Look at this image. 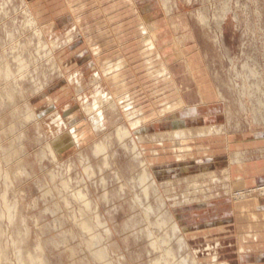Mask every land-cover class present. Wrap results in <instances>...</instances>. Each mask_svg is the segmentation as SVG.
Instances as JSON below:
<instances>
[{"label": "rangeland", "instance_id": "374dc122", "mask_svg": "<svg viewBox=\"0 0 264 264\" xmlns=\"http://www.w3.org/2000/svg\"><path fill=\"white\" fill-rule=\"evenodd\" d=\"M160 1L156 0L158 7H161V11L164 12L168 34L174 42L179 39L180 35L188 37L185 44L187 58L191 56L197 60L196 68L200 69L203 76L208 75L210 77L207 84H213L215 88L223 90L229 104L228 108L231 111L227 110L231 122L228 125L230 119L223 107L212 114H200L199 116L201 118L205 116L208 119L205 120L206 124L208 123L210 126H220L227 123L226 127L230 128L228 134L231 137L241 136V143L238 144L235 143V139L232 137L230 147L232 152L235 149L250 151L245 154H248L249 165L255 166V168L250 167L253 172L257 169V165L264 164V158L260 156L261 153H257L258 149H264V112L260 114L261 116L259 114L257 116L253 112L254 104L252 105L247 99L246 109L242 110L239 102L240 98L237 93L235 94L236 91L230 89L229 85L232 80L231 73L234 74V69L241 68L249 56L252 59L251 61L257 62L258 66L264 71V0H170L174 8L180 5V8L176 11L168 10L170 14L163 11L164 6ZM62 2L61 0H0V66H4L3 62L8 61L13 69L12 71L17 74V58L20 54L31 67L24 75H20V79L23 78L21 82L18 80L21 84L19 82L15 83L16 81L13 80L5 81L3 79L2 82L0 81V264H27L26 260L28 258L33 260L34 264H152V262L163 257L162 255L165 257L168 248L176 256H174L175 258L171 257V263H178L177 260L180 262L186 257L192 260L194 253L190 248L187 247L184 251H179L176 241L171 239L170 236L171 240H169L166 226L160 227L162 232L159 230V226H156V223L162 222L164 212L172 213L173 202L172 198L169 199L170 195L179 198L183 196L186 187H167L165 184V188H162L161 184H164L165 180L153 177L157 183V188H151L152 191L150 190L148 197L143 194V189L139 183L141 172H143L142 163L132 151L125 150L115 136L116 126L127 124L124 117L121 115L122 118L119 115H116L113 119H109V117V121L108 119L106 121L104 133L102 132L99 136L91 135L88 141L79 148L70 147L61 155H57L56 160L53 158L48 147L49 144H53L52 139L55 140V137L61 131H58L57 126L53 125L51 113L59 109L64 111L71 104V107L77 108L75 113H78L81 122L91 123L89 117L81 113L80 102L75 101L76 93L74 92L77 86H73V93L71 91V95L68 97L63 94L58 96L59 87L62 83H65L66 79L75 77V74L80 70L87 84L85 85V94L88 93L87 95L93 96V89L90 88L88 78V71L90 70L87 68L90 62L88 57L94 58L92 57V47L94 45L105 43L104 39L100 41L97 38L94 41L92 39V37L97 36V31L93 32L90 29L96 22L91 20L90 16L91 11L95 10L96 7L93 0L83 1L82 3L69 1L70 5L66 0H62ZM57 4H63L65 8L60 11L57 7L53 8ZM124 5L126 4L124 3ZM129 7L132 12L134 8ZM72 8L79 11V15H81V10H84V8L87 10H84L86 16L82 17V22L77 24L80 31H78L79 38L71 47L66 48L57 55L63 62L62 65L65 66L62 67L59 64L63 68V72L60 69L53 68L51 64L45 61V64L39 61L41 64H38L36 60L35 64L39 65L36 67V65H33L35 60H31L29 57L31 52L36 59L38 58L37 46L39 41L35 35L36 26H40L42 33L45 31L42 36L45 38H43L44 43L53 42L56 36H60L62 39L60 42H64L67 33L71 31L74 24L73 18L69 16L73 13L71 12ZM225 10H229V13L226 14ZM199 11L203 12L210 21V28L203 29L199 25V21H197ZM59 12L62 13L59 14ZM133 13L137 16L135 21L137 24L132 22L127 25H131V29L137 31V34L134 35L135 40L138 39V42H142L140 32L138 33L141 28L139 21L141 17L135 11ZM38 14L41 16L39 20ZM169 15L172 17L170 18ZM160 20L161 22L164 21ZM35 21L37 22L36 26ZM169 21L172 23L174 21L176 24L172 25ZM53 23L57 27V32L54 34L55 36H50L46 26ZM120 26H123V29L125 28L123 24H120ZM173 26L177 30L180 27L179 33L172 29ZM220 28L223 35L221 38L222 47H219V44H214ZM131 41H134L133 37ZM25 45H28L29 49L27 48L25 52L21 51V48ZM115 46L116 44H114V48ZM136 47L138 49L128 56L129 69L122 71V74L127 78V85L130 86L129 90L134 96L136 107L143 108L148 120H155V110L158 111L159 117L161 115L171 117L172 112L162 113V110L165 109L163 105L167 102H161L160 97L154 98L152 96L154 82L143 80L146 72H144L141 65L145 60L144 62L142 60L144 56L137 57L141 52L139 43ZM114 48L109 50L112 54L115 51ZM102 50V63L107 62L108 59L113 60L114 63L118 61L117 57L115 58L116 55L113 59L108 56L111 55L110 52L108 53L104 48ZM123 51V58L127 61L124 54L126 50ZM153 57H156L155 60H159L157 55ZM250 64L253 63L250 62ZM175 66L176 64L172 63V73L177 79L179 88H183L182 95L187 102L186 105L192 108L196 106L204 108L196 88V85L201 82L196 80L195 75L188 74L185 71V65L178 64ZM33 69H36L35 72ZM61 75L62 78H60ZM36 84L42 86L40 92L55 95L57 103L53 107L56 110H51L53 107L39 99L40 97L34 89ZM21 85L23 89H20ZM140 86H142V91ZM10 89L12 90L10 91ZM7 91L10 93L9 95L13 94L15 96L16 94L17 97L12 95L15 99L13 97L9 99ZM168 91L166 95L171 96ZM26 100L28 102L31 100L32 105L35 107L36 114L40 119L38 123L36 121L38 125L34 123L35 121L27 123L24 120ZM218 108L219 106L216 105L212 109ZM19 111L24 113H19ZM197 126L200 125L194 124V127ZM62 131L64 135L68 133L67 130L63 129ZM224 140L216 138L206 141V143L198 142L199 146L207 149L209 156L207 157L195 151L194 157L197 158L198 164L191 168L190 173L192 175L198 174V169L204 166L211 167V171L223 170L230 159L229 153L231 152L229 144ZM102 142H105L106 146L108 145L109 154L111 153V155L108 154L110 163L108 167L103 166L101 157L92 154L96 143ZM156 148L160 152V148L153 145L143 148L148 159L152 158ZM169 149L168 144V148L160 152L161 160L155 162L154 167L161 172L163 165L166 166V173H169L167 178H172L176 182L185 174L182 175V172H177L178 168L174 166L175 162L171 158L172 155ZM82 150L84 151L82 152ZM210 156L213 158H210ZM205 157L207 158L205 159ZM111 159L112 161H110ZM131 159H133L132 162ZM104 178L106 182H103ZM247 179L248 182H253L247 186V190L264 187V170H256ZM149 185L150 183H148ZM208 186L209 184L206 183L205 187ZM234 186H236V191L238 189L242 190L237 182L234 183ZM162 201L165 202V206L164 208L161 207L159 212L158 208ZM140 203H144V205ZM232 204L233 202L230 200L220 201L213 203L203 213H200L202 209H196L195 207L188 208L180 213L179 216L182 222L192 229V235L194 233L198 235L197 242H190L191 247L198 249V251L202 249L207 251L209 243L217 244L216 242H218L223 245V248L217 253L215 251L212 253L208 251L204 255L200 253L201 264H220L221 261L230 264H247L246 261H240L238 257L237 240L245 234L246 230L244 229L249 227L250 212L251 214L255 213L257 216L262 214L259 222L262 228L253 229V234L264 233V206L255 207L251 204V208L246 209L247 212L244 215L241 206ZM151 205L154 212L148 211V215H146L143 208L151 207ZM244 208L248 207L245 206ZM220 226L228 230L227 236L219 232ZM146 233H152V238H156V240H168V247H161V252L152 250L150 245V239L152 238L144 236ZM209 233H213V236L209 237ZM92 235L96 236V239L94 245L89 246ZM217 239L219 241H216ZM101 252L103 258L99 257ZM216 256L217 262L218 260L219 262L212 263L210 257Z\"/></svg>", "mask_w": 264, "mask_h": 264}, {"label": "bare ground", "instance_id": "6f19581e", "mask_svg": "<svg viewBox=\"0 0 264 264\" xmlns=\"http://www.w3.org/2000/svg\"><path fill=\"white\" fill-rule=\"evenodd\" d=\"M66 1L69 2L70 0H66ZM70 2H69V5H70ZM157 2L156 0H125V4L128 6H132L134 8L133 11H135L137 15L141 17L139 19L141 28L138 31V33L140 32L139 33L141 36L140 39L143 41L138 42L140 45V50H141V52L138 55V58H141L144 56L142 60L143 62L145 60V62L141 65L142 68L144 69V72H146L145 76L143 77V80H148V82L150 81L152 83L154 82L153 87H152L153 88L152 96H154V98L160 97L161 102H165V101L167 102L163 105L165 106V109L162 110V113L172 112L173 115L171 117H165L163 115L159 117L158 111L155 110V112L153 111L155 115V120L154 119L148 120V117H146V113L144 112L143 108L139 109L140 107L139 108L136 107L137 105H136V102L134 101V96L129 90L130 86L127 85V80H126L127 78L122 74L123 70L129 69V67L126 68V65H125L126 59L122 57L123 61L118 60L115 63L113 60L108 59L107 62L102 63L101 54L103 53L102 52L103 48H101L100 44L94 45L92 47V55H93L92 57L94 58L91 59L90 57H88L90 59L89 66L87 67L90 69L88 71V76H89L88 78L90 81V84H89L90 88L92 87L91 89H93V96L90 94L87 95L88 93L85 94V89H86L85 85L87 84H86L85 77L83 76L80 70H78V72L76 71L77 73L75 74V77L69 78L68 80L66 79L65 83L61 84V86L59 87L60 89L58 93V96L60 94H63L65 95V97H68L69 95H71L73 86L76 85L77 88H76V91L74 92L76 93L75 101L80 102L79 108L81 109V113H84L86 116L89 117V121H91L90 124L87 121L83 120L85 122L83 123L79 120L78 113H75L77 108L71 107L70 106L71 104L67 106L64 111H61L60 109L59 110L54 109L53 106L55 103H57L55 95L52 93L50 95H47L43 92H40L42 90L41 88L42 86L40 84H36L34 86V89H36V92H37L36 94H38V97H40L39 98L40 100H42L44 103H47V105H49L50 107H53L51 108V110L53 109L56 110V112L51 111V112H54V113H51L52 114L51 116L53 117V125L57 126L58 131H61V132L55 137V140H53L54 138L52 139V141L54 142L53 144H49V147H48L55 160L57 158V155H61V153L64 152L66 149L70 147L79 148L81 145L85 144L91 135L99 136L100 134H102V132L104 133V130L106 128V121L109 117H110L109 119L111 118L113 119L116 115L117 116L121 115L122 117L125 118L127 124H120L116 126L117 129L115 131V136H116L117 141L120 143V145H122V147L125 150L127 151L130 150L135 155H137L138 159L142 163L141 168H143V172L139 171L142 173L141 177L139 178V183H140L141 188L143 189V194L146 197H148L151 188L153 187L157 188V183L154 181L153 177H157L159 180L160 178L161 180H165L164 184H161L162 188H165V184L167 185V187H173V186H179L181 188L186 187L185 190L183 191V196H180L179 198H174L170 195L169 199L172 198V202H173L172 203L173 204L172 213L164 212L162 214V222L156 223V226H159V230H160V227L166 226V229H168L167 236L168 238L170 236L171 239H174L176 241V246L178 250L182 252L188 247L193 251L192 253H194V257L191 255L192 260L186 257L182 259L180 262L177 260L178 263H175V262L171 263V257H174L175 254L172 250H170V248H168L166 249V256L164 257V255H162L163 257H161L159 260L155 262H152V264H201L200 258H199L200 253L203 255L206 254L208 251L210 253L214 251L215 253H217L219 250L223 248V245L222 243H218V242H216L217 244L209 243L207 246V251L204 249H202L201 251H198V249L191 247L190 242H197L198 235L195 233H194L195 235L194 234L192 235L193 233L192 229L188 225H185V223L182 222L181 217L179 216L181 215L180 213H183L184 210L188 208L191 209L192 207H195L196 209L197 208L202 209L200 210V213H203L207 211V208L212 206L213 203L220 202V201H228V200L233 202L235 206L239 205L241 206V208H244L246 206L244 204H246L247 202L254 200V202L256 201L258 203L264 199V187L247 190L248 189L247 186L249 185L247 182L248 172L250 170L252 172V169L250 167L252 166L255 168V166L254 165L250 166L248 163L250 162V160L248 159V154H245V153L250 152V151H247V150L241 151L239 149L238 150L235 149L232 152L231 147H230V144H232L231 138L233 137L235 139V142H239V143L241 142V138L236 137V136L231 137L228 134V131L230 128L226 127L227 123L225 125H220V126L219 125L210 126L208 125V123L206 124V121H205L206 118H203V119L201 118L199 120L195 119V122L193 123L196 125H200V126L194 127V124L191 123L192 121L191 122L187 121L188 118H197V114L198 115L200 114L203 115L207 113L211 114V113H214L220 110L219 109L220 107L218 109L209 108L210 104L215 102V105H217V107L222 106L225 113L228 114L229 119H230L228 121V125H229V123L231 122L230 114L227 112V110H229L228 108L229 104L227 103L226 97L224 96L223 90H221V88L217 89L215 88V86H213V84H207L209 82L210 77L208 75L203 76L200 69L196 68L197 60L191 56L190 58H187L186 53H185V50L187 48L185 44L188 40V37L186 35H182V36L180 35V37H178L179 39H177V41L175 40L174 42L172 37L168 34V30H167L168 26H166L164 12L161 11L162 10L161 7H158ZM160 2H162L164 6L163 11H166V12H169L168 10L176 11L177 9L180 8V5L174 8L170 0H161ZM71 7L73 6L71 5ZM118 7H119L118 5H115L114 8L117 9ZM71 12L73 13H71L72 15L70 14L69 16L70 18H73L74 24L72 26L71 31L67 33V36L64 42H60L62 39L60 38V36H56L53 42H50L48 44L44 43L43 42L44 37L42 36L45 31L42 33L40 26L37 25L36 21L34 22L35 26L37 25L36 26L37 30L35 29L36 31L35 35L38 38L39 42L37 46L38 58L36 59V57H34L31 52H30L31 55H29L31 60L32 59L35 60L33 65H36V67L39 66L35 64L37 60L38 64H41L42 62L44 63L45 61L51 64L53 68H57V70L60 69L62 71L63 69L62 67H65L62 65L63 62L57 55L60 52L64 51L66 48L71 47V45L75 43L76 39L79 38L80 35L78 34L79 28L77 27V24L82 22V15H79L80 13L79 11L72 8ZM225 13L226 14L229 13V10H225ZM40 17H41L40 14H38V20L40 19ZM171 17L172 16H170V18ZM160 19L164 21L161 22ZM197 21H199V25L203 29H208L211 27L210 21L206 18V15L203 14V12L201 11H199V13L197 14ZM169 23H172V22L169 21ZM174 24L176 23L173 21L172 25ZM46 28L47 30H49L47 32L50 36L56 34L57 32V27L54 25V23L46 26ZM120 28L123 29V26H120ZM120 28L118 29V31L121 30ZM38 29L41 31H39ZM172 29H174L177 33H179L180 31V27H178V30L175 27ZM219 31L220 32L218 34L216 33L218 36L215 37L214 44L215 45L219 44L218 46L222 47L221 38L223 35H222L221 28L219 29ZM124 37H125L124 34L123 35L120 34L118 35V40L121 41ZM33 40L35 41V39ZM34 43H37V42H34ZM27 48H28V45H25L21 48V51L25 52ZM42 53L44 54L43 56H42ZM155 55H157V59L159 60H155L156 57L155 58L153 57ZM17 59H18L17 60L18 66L16 70L17 74H15L12 71L13 69L11 68L10 63H8V61L6 63L3 62L4 66L1 64L2 65V67L0 66L1 67L0 68V81L1 82L3 81V79H5V81L6 80L7 81L13 80L14 82L16 81L15 83H18L19 82L18 80H20L21 82V79L23 78L20 79V75H24L26 72L29 71V68L31 69L26 59H24L22 55L19 54ZM246 60H245L246 62L242 65L241 68L238 67L239 69L237 68L234 69L235 71L234 74L230 72L231 73L230 77L232 80H231L229 87L234 92L236 91L235 94L237 93L238 97L240 98L239 102H240V106L242 107V110H244V108L246 109L245 103L247 99L251 102L252 105L254 104L253 112L256 115L257 114L260 115V114H263L264 112V100H263L264 98V71L258 66L257 62L254 63L251 61L252 59L250 56L247 57ZM38 61L41 63H39ZM250 62L253 64H250ZM172 63L176 64V66L178 64L185 65V71H187L188 74L195 75L196 80L201 82L196 85V88L198 91V95L201 97L205 108H202V109H198L200 107L195 108L197 113L192 112L191 109L193 108L186 105L187 102L184 96L182 95L183 88L182 89L179 88L177 79L174 77L172 73V67H171ZM47 70L49 69L47 68ZM60 78H62V75ZM20 82L19 84H21ZM163 87H166V88H163ZM140 88L142 91V86H140ZM161 88L163 89L160 90ZM20 89H23L22 85ZM11 90L12 89H10V91ZM167 91L171 93V96L166 95ZM51 92H55V91H51ZM20 93H23V92H20ZM9 94L10 93H8L9 99H11L14 95L13 94L9 95ZM14 97H17L16 94ZM89 97L91 98L90 100H89ZM25 104H26L25 105L26 107H24V110L26 109V111L23 110L25 112L24 120L27 123L34 122V121H35L34 123H36V121L38 123L40 119L36 114L35 107L32 105L31 100L30 102L27 101ZM19 113H22V112L19 111ZM255 119L257 120L256 117ZM113 121L115 122V120ZM63 129L67 130L68 133L64 135L62 131ZM216 138L225 139L227 144H229V150L231 152L229 153L230 159L228 160L227 164L225 165L222 171H211L210 170L211 167L207 168L206 166L200 167L198 169L199 173L192 175L190 172H191L192 163L194 164L195 163L194 160L196 159V157H194L195 151L199 152L200 154L208 155L207 149L199 146L198 142L206 143V141L213 140ZM168 144L170 147L169 151L172 155L171 158L176 159L179 164L177 172L178 173L182 172L181 173L182 175L185 174L184 177H182L179 180H176V182L173 181L172 178H167L169 173L168 174L166 173V166L163 165V169H161V172L158 170V168L156 169L154 167V165H156L155 162H160L161 160L160 158L161 154H159L158 148L155 149L154 155L152 156L151 159H148L147 154L146 153L144 154V150H143L145 146L153 145L155 147H159L160 149H162V151H164L166 148H168ZM112 145H114V143H112ZM93 149H94L93 150L94 153L92 152V154H94L97 157H101L103 166L108 167L110 164L109 155H111V153L109 154V151H108L109 149L108 145L106 146L105 142L96 143ZM119 149L117 150L120 151L121 149L120 150ZM83 151L84 150H82V152ZM257 153L258 154L261 153L260 156L264 158V149L263 150L258 149ZM232 154H234V156H232ZM110 161H112V159ZM132 161L133 159H131V162ZM259 166L260 165H257L256 168H258ZM253 172L255 173L256 169ZM0 176H1V171H0ZM103 182H106L105 178ZM235 182H238L239 187L242 188L241 191L238 189V191L240 192L236 191V186H234ZM148 183H150L149 186H148ZM206 183L209 184L208 187H205ZM144 203H140V204L144 205ZM164 206H165V202L162 201L160 203V207L158 208V211L160 212L161 211L160 208L161 207L164 208ZM143 209H145L146 215H148L147 213L148 211L154 212L152 205L151 207L147 206ZM256 222L258 221L256 220ZM253 229H254L253 227L245 228L244 229L246 230L245 234L240 236L239 240H237L238 257L240 258V261H246L247 264H259V261L264 260L262 259L263 257L258 256L259 255L258 253L264 254V242L258 243L259 239L264 240V238L263 237L259 238V236L256 234L254 235ZM219 232L221 234H224L225 236L228 235V230L221 226L219 227ZM144 236L149 237V238L153 237L152 233L151 234L146 233ZM212 236H213V233H209V237H212ZM170 238L169 240H171ZM95 239H96V236L94 237V235H92L91 240L89 241V244H90L89 246L94 245ZM150 240H151L150 245L152 247V250L154 251H160L162 249L161 247H164V246L168 247V243H169L168 240L160 241V240H156V238H152ZM216 241H219V239H217ZM99 257L103 258L102 252L99 254ZM210 259H212V263L219 262V260L217 262V256L210 257ZM26 263L34 264V261L28 258L26 260Z\"/></svg>", "mask_w": 264, "mask_h": 264}, {"label": "crops", "instance_id": "0c3cea01", "mask_svg": "<svg viewBox=\"0 0 264 264\" xmlns=\"http://www.w3.org/2000/svg\"><path fill=\"white\" fill-rule=\"evenodd\" d=\"M59 1V0H58ZM70 1H73V2H83V1H88V0H70ZM91 1V0H90ZM94 2H95V4H96V7H95V10H92L91 11V14H90V16H91V20H95L96 22H95V25H92L91 26V30H93V32H96V34H97V36H95V37H92V39L94 40V39H96L97 38V40H101V39H104V41H105V43H104V41H102L104 44L103 45H101L100 44V46H101V48H104L105 50H107L108 51V53L110 52L109 50H110V48L111 49H113L114 48V44H116V46H115V48H114V53L112 54L111 52H110V54L111 55H108L109 57H111V58H113V59H115L116 57V59L117 60H120V59H122V61H123V55H122V53L124 52L123 50H126V52L124 53L125 54V57L127 58V61H125V65H126V68H127V66L129 67L130 66V64H128L129 63V61H128V56H129V54H131V53H133L134 51H136L137 49H138V47H136L137 46V42H138V39H136L135 40V34H137V31L134 29H131L132 27H131V25H127V24H129V23H132V22H134L135 24H137L135 21L137 20L136 19V17L137 16H135L136 14L135 13H133V11L131 12L129 9H130V7L128 6V5H124V3H125V0H93ZM61 2H62V0H61ZM63 3V2H62ZM115 5H118L119 7L116 9V8H114L115 7ZM51 7V6H50ZM59 8V11L60 10H62L63 8H65V6L62 4H57V5H54L53 6V8ZM62 7V8H61ZM61 8V9H60ZM111 9V10H110ZM84 10H85V8H84ZM84 10H81V15H82V17L83 16H86V13H84V12H82V11H84ZM102 13H101V12ZM49 12H51V11H49ZM53 12V11H52ZM110 12V13H109ZM60 13H62V12H59V14ZM84 13V14H83ZM104 13V14H103ZM53 14V13H52ZM135 14V15H134ZM56 16V15H55ZM132 18H134V19H132ZM116 21V22H115ZM108 22V23H107ZM133 23V24H134ZM116 24V25H115ZM120 24H123V25H125V28L124 29H121L120 28ZM113 27V28H112ZM121 29L118 33H117V30L118 29ZM83 29H84V27H83ZM115 30V31H114ZM109 33H108V32ZM120 34H125V37L121 40V41H119L118 40V35H120ZM112 35V36H111ZM134 38V41H131V38ZM114 38V39H113ZM106 39V40H105ZM116 39V40H115ZM96 40V41H97ZM114 41V42H113ZM117 42H118V44H117ZM129 42H131V43H129ZM105 45V46H104ZM111 46V47H110ZM108 47V48H107ZM188 48H190V47H188ZM192 50H195V49H192ZM113 51V50H112ZM194 54V53H193ZM116 55V56H115ZM121 55V56H120ZM114 56H115V58H114ZM138 57V56H137ZM128 74H129V72H128ZM201 98V97H200ZM201 101H202V99H201ZM202 105H203V101H202ZM204 106V105H203ZM214 107H216V105H215V102H213V103H211L210 104V106H209V108H214ZM220 108L222 107V106H219ZM195 108H197V106L196 107H193V109H191L192 110V112H196L197 113V111H196V109ZM202 107H200V108H198V109H201ZM205 108V107H204ZM219 108V109H220ZM222 109V108H221ZM207 114H209V113H207ZM212 114V113H211ZM203 115H206V114H203ZM203 118H206L205 116L203 117ZM202 118V119H203ZM195 119H201V117L199 116V115H197V118H194V119H190V118H188L187 119V121L188 122H191V123H193V122H195ZM207 119V118H206ZM205 119V120H206ZM208 120V119H207ZM194 124V123H193ZM241 137V136H240ZM235 143H239V142H235ZM241 143V142H240ZM209 150V149H208ZM162 150L160 149V152H161ZM160 152H159V154H160ZM208 152V151H207ZM208 155H206L207 157L209 156V153H207ZM207 157H205V159L207 158ZM210 158H213V157H210ZM174 160V166H176L177 168H178V162H177V160L176 159H173ZM197 160V158L194 160V164L192 163V166H191V168L192 167H194V166H197V164H198V162L196 161ZM201 164V163H200ZM263 170L264 169V165L262 164V165H260L256 170ZM251 174H254V172H251V170L248 172V178L250 177V175ZM247 182H248V180H247ZM238 183V182H237ZM253 182H248V184L250 185V184H252ZM239 184V183H238ZM264 200V199H263ZM260 201V202H247L246 204H244V205H246L248 208H246V209H249V208H251V204H252V206H259V205H261L262 207L264 206L263 204H264V201ZM254 203V204H253ZM246 209H244L243 208V214L244 215H246V213L245 212H247L246 211ZM254 217V218H253ZM260 217H262V214H258V216L257 215H255V213H252L251 214V212L249 213V227H253L255 230H257V226H258V228H262V226L260 225ZM256 220L258 221V222H256ZM264 226V225H263ZM255 235V234H254ZM256 235H258L259 236V238L260 237H263L264 238V233H256ZM260 242H264V240L262 239H259V242L258 243H260ZM253 245V244H252ZM256 245V244H255ZM259 255L258 256H261V257H263L262 259H264V254L263 253H258ZM220 264H222V262L220 263ZM224 264H225V262H224ZM226 264H230V263H226ZM259 264H264V260H262V261H259Z\"/></svg>", "mask_w": 264, "mask_h": 264}]
</instances>
